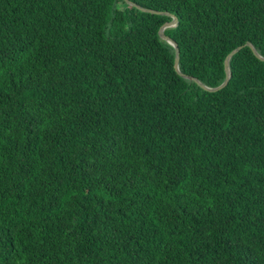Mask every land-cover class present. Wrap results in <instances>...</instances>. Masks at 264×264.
I'll return each mask as SVG.
<instances>
[{
	"label": "trees",
	"instance_id": "obj_1",
	"mask_svg": "<svg viewBox=\"0 0 264 264\" xmlns=\"http://www.w3.org/2000/svg\"><path fill=\"white\" fill-rule=\"evenodd\" d=\"M0 0V264H264V0Z\"/></svg>",
	"mask_w": 264,
	"mask_h": 264
},
{
	"label": "water",
	"instance_id": "obj_2",
	"mask_svg": "<svg viewBox=\"0 0 264 264\" xmlns=\"http://www.w3.org/2000/svg\"><path fill=\"white\" fill-rule=\"evenodd\" d=\"M128 2V4L135 6L143 11L146 12H151V13H156V14H164V15H168L170 18L164 23L162 24V26L159 29V35L162 39L166 40L167 42H169L171 45H173L175 47V60H174V66L176 68V70L183 75L184 77H188L192 80H194L196 83H198L201 87H203L204 89L211 91V92H216L219 91L221 89H223L225 86H227V84L229 83V80L231 78V70H230V60L231 58L237 53L239 52L243 46H238L236 47L234 50H232L228 56L226 57L225 60V69H226V78L225 80L218 86L216 87H210L205 85L204 83H202L198 78L193 77L191 75L185 74L183 73L180 68H179V61H180V48L178 46V43L166 32V28L169 27H174L176 26L177 22H178V18L176 15L167 12V11H159V10H155V9H151V8H147L144 6L139 5L138 3L132 1V0H126ZM246 46H249L251 48V50L253 51V53L261 60L264 61V56H262L258 50L256 49V47L251 43V42H247Z\"/></svg>",
	"mask_w": 264,
	"mask_h": 264
}]
</instances>
